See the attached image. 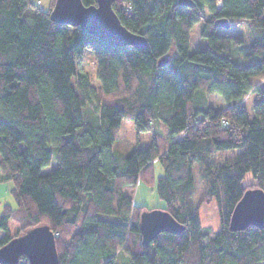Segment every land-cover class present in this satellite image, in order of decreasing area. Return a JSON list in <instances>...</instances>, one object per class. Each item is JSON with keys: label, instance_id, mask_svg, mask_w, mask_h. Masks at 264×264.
<instances>
[{"label": "trees", "instance_id": "1", "mask_svg": "<svg viewBox=\"0 0 264 264\" xmlns=\"http://www.w3.org/2000/svg\"><path fill=\"white\" fill-rule=\"evenodd\" d=\"M54 1L43 10L36 0H0V182L12 183L14 201L2 206L0 247L45 225L58 264H119V256L126 264H264V229H229L243 193L264 192V0H189L187 7L114 0L120 24L144 37L146 48L111 47L80 27L53 23ZM217 19L246 25V64L230 59L243 40L218 33ZM197 23L207 46L189 52ZM85 49L95 60V87L80 67ZM212 95L224 106L210 105ZM248 96L251 116L242 106ZM124 120L136 135L153 124L166 130L118 163ZM225 153L228 159L212 160ZM195 169L206 185L200 198ZM142 178L184 226L147 246L139 229L145 209L124 193ZM203 198L215 205L216 231L200 224ZM9 222L19 226L13 235Z\"/></svg>", "mask_w": 264, "mask_h": 264}, {"label": "water", "instance_id": "2", "mask_svg": "<svg viewBox=\"0 0 264 264\" xmlns=\"http://www.w3.org/2000/svg\"><path fill=\"white\" fill-rule=\"evenodd\" d=\"M113 1L96 0L95 5L84 6L81 0H55L49 19L56 24L80 27L111 47L146 48L144 37L120 24L111 7ZM179 4L191 6L189 0H180ZM214 25L224 30L230 27L227 19H217ZM249 226L264 229V192L261 189L246 190L230 216L231 231H243ZM139 229L142 244L147 246L159 234H179L184 226L165 210L153 209L140 214ZM22 257L28 264H58L54 235L47 226L29 229L0 247V264H18Z\"/></svg>", "mask_w": 264, "mask_h": 264}, {"label": "rangeland", "instance_id": "3", "mask_svg": "<svg viewBox=\"0 0 264 264\" xmlns=\"http://www.w3.org/2000/svg\"><path fill=\"white\" fill-rule=\"evenodd\" d=\"M53 0H36L39 7H41L43 10L48 9L52 4ZM201 28V23H197L194 25L192 30L189 34V52H195L198 50H202L206 48L207 42L205 39H202L199 35ZM218 33L220 34H228V35H235L238 38H241L243 40V44L239 46H235L232 49V52L230 54V59L237 65H244L246 62L243 60V54L246 51V47L249 43L248 40V32L247 27L245 24L240 25H234L231 28L229 27L226 30L219 29ZM173 55V52L171 51L169 53V57ZM80 67L83 71H85L88 76L90 77V82L93 87L98 86L99 82L95 77L96 72V64L95 60L90 53L88 49H85L81 55L80 60ZM246 101H243L242 103L244 108L246 109L248 116H251V105H252V96H248L245 98ZM208 102L210 105L214 106L215 108H220L224 106L223 101L221 98L217 95H212L208 97ZM160 127L163 129V125ZM161 128L157 126V124H153L152 131L141 133L139 135H136L132 123L130 121H122L120 128L118 129V143L117 146L114 147V161L120 163L123 156L128 155L130 152H132L136 147L139 149H145L149 146L151 136L153 132H156L158 134H165V128L164 131H161ZM230 156L229 153H225L222 156H214L212 158L215 162H220L225 159H228ZM56 166L55 159L52 160L51 164L43 168L41 170L42 174L48 173L52 168ZM161 168L159 165L154 166V174L155 176H159L162 174ZM194 178V184H195V192L198 198H200L202 195H204L206 190L205 183L200 178V173L197 169L194 170L193 174ZM9 185H11L9 183ZM124 193L131 197L132 203L136 207H142L145 209V211H150L153 209H161L163 210L165 207V204L163 201H161L155 191L153 182H148V180H144V178L140 179L137 184L134 187H129L124 189ZM8 196L5 197L1 201L5 204L14 205L13 197L11 194H7ZM199 218H200V224L201 226L206 230L216 231L219 229V220L217 216V211L215 208V205L213 201H208L203 198V202L200 205L199 208ZM9 228L11 235L15 234L17 232L19 226H17L13 222H9ZM2 233H0V238L2 237ZM118 263L119 264H126V259L123 256L118 257Z\"/></svg>", "mask_w": 264, "mask_h": 264}, {"label": "crops", "instance_id": "4", "mask_svg": "<svg viewBox=\"0 0 264 264\" xmlns=\"http://www.w3.org/2000/svg\"><path fill=\"white\" fill-rule=\"evenodd\" d=\"M10 182H0V213L2 210V206L5 204L1 201H4L3 199L7 197V194H11V190L13 188L12 183L9 185Z\"/></svg>", "mask_w": 264, "mask_h": 264}]
</instances>
